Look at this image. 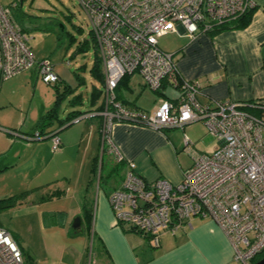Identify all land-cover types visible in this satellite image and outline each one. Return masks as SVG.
I'll use <instances>...</instances> for the list:
<instances>
[{"label":"built area","instance_id":"built-area-1","mask_svg":"<svg viewBox=\"0 0 264 264\" xmlns=\"http://www.w3.org/2000/svg\"><path fill=\"white\" fill-rule=\"evenodd\" d=\"M76 1L88 20L102 64L104 102L99 115L105 151L117 162L123 160L111 138L117 122L160 129L202 121L220 141L212 153L197 156L177 183L166 178L145 181L134 172L133 162L126 161L121 186L108 196L116 222L158 246L162 231L190 226L191 217H209L227 235L233 259L251 264L264 252V106L254 115L240 102L201 103L199 82L180 75L174 54L160 48L158 38L180 27L194 39L253 8L254 0ZM29 39L12 17L11 7L0 2V79L34 66L47 84L59 81L48 58L35 59ZM134 72L152 90L165 85L177 88L178 97L163 98L152 115L127 108L116 99L115 87L124 75ZM51 140V149L58 150L59 137L53 134ZM0 264H23L17 241L3 226Z\"/></svg>","mask_w":264,"mask_h":264},{"label":"crops","instance_id":"crops-1","mask_svg":"<svg viewBox=\"0 0 264 264\" xmlns=\"http://www.w3.org/2000/svg\"><path fill=\"white\" fill-rule=\"evenodd\" d=\"M254 2L251 19L245 27L201 33L194 39L189 38L180 27L169 33L178 38L177 43L168 46L169 52H172L176 58L180 75L185 79L199 82L200 93L197 98L201 103H207L211 99L231 100L244 103L246 110L254 115L260 114L261 107L264 106V0H254ZM23 71H29V77L36 75L38 78L37 68L34 66L20 72ZM101 72L103 75L102 64ZM130 75L126 84L117 89V95L125 105L136 107L147 115L154 113L156 106L163 98L174 100L179 95V90L175 87L173 88L177 91L176 95L164 94L167 87L165 85L159 91L150 88L158 95L157 98L150 99V101H141L137 96L128 98L123 94L122 89H131L128 84ZM100 82L101 90H99L103 105L104 76ZM97 102L98 100L93 105H98ZM76 103H81V101ZM94 109L95 107L87 109L88 112L63 128L53 125L46 128L45 131H56V135L60 139V146L56 151L51 149V136L28 141L8 135L4 132V128L7 127L0 125V172L21 162L23 154L19 152L20 148L31 150V155L32 152L36 154L34 159H31L30 155L26 164H35L34 166L38 167L45 161L44 167L47 168L53 157L54 159L65 157L70 154L69 148L76 146L74 157L69 158L73 161L67 162L75 175V180L73 174L67 172H60L59 175L51 176L52 178L46 180L59 181L60 178L64 181H76L74 184L73 182H71L72 184L66 183L65 188H57L62 193L51 198H70L75 203L74 207L65 210L63 208L40 210V215L43 217L42 228H48L47 233L50 235L51 232L54 234L53 230H61L65 237L59 233L57 239L53 236L46 244L33 246L28 244L23 236H17L8 229L21 251L30 252L31 254H29L34 258L36 264H86L85 245L88 236L91 235L98 253V259L94 264H231L232 261H235L233 248L227 235L209 217H191L189 218L190 226L183 225L175 232L162 231L159 234V244L155 246L145 235L127 225L118 224L108 201L110 192L122 184L127 170L126 161L133 162L134 172L145 181L166 178L177 183L182 179L184 170L192 165L197 156L212 153L220 141L214 147L205 146L203 152L195 151L194 154L188 156L186 151L191 140L188 138L187 131L194 132L192 126L198 121L186 123L183 127L166 126L160 129L147 125L117 122L111 129V138L123 156V160L117 162L113 154L103 151L102 118L99 112ZM58 113L59 108L56 117L60 119ZM199 122L203 124L202 121ZM24 124L25 120L20 118L12 125L20 127L19 131L24 134H31L34 124L30 129ZM71 124L78 126L79 129L69 131ZM202 129L196 134L198 139L209 134L204 124ZM61 130L63 131L61 132ZM106 153L108 162L110 160L111 163L109 166L113 167L118 163L117 170L120 169L122 174L119 175L118 182L111 188L98 187L94 206L92 209L90 208L91 222L87 227L83 220V201L86 200L88 203L86 197L89 186L87 185L91 178L94 157L98 154L101 155L103 168V156ZM86 161L90 163L84 167ZM89 166L90 168H88ZM83 171L85 175L80 180V174ZM70 190H72L71 193ZM50 200L35 201L34 205L45 204ZM55 211L64 213V217H61L63 226L55 221L47 224V221L44 220L45 213ZM76 216H80L82 219L83 232L72 236L68 233L69 224L71 226L72 217ZM0 226L3 225L0 223Z\"/></svg>","mask_w":264,"mask_h":264},{"label":"rangeland","instance_id":"rangeland-1","mask_svg":"<svg viewBox=\"0 0 264 264\" xmlns=\"http://www.w3.org/2000/svg\"><path fill=\"white\" fill-rule=\"evenodd\" d=\"M14 1L17 2L16 6L12 4ZM0 2L11 7L12 17L30 37L29 45L35 59L38 61L42 58H48L53 70L61 79L60 82L56 83L58 89L54 84L44 82L39 75H37L38 78L36 75L29 77V71H23L2 80L0 82V125L21 130L17 125H12L21 118L25 120L24 125L30 129L38 117L52 106L56 99V92L62 93L64 89L66 90V86L70 88V91L66 90L62 97L58 113L60 118H64L69 110L85 111L97 106V104L91 105L89 103L93 88L96 87L101 90V82L91 74L95 48L89 32L90 25L78 2L76 0H22L21 3L19 0H0ZM177 41V36L168 33L158 38V45L163 50L169 51L168 46L177 43ZM128 84L130 90L122 89L123 94L128 98L137 96L141 101H150V99L158 97L144 84L138 72L130 75ZM176 93L177 91L170 85L164 90V94L168 96L176 95ZM77 95L81 96V103L70 105L69 100ZM97 100L99 105L102 101L101 94ZM56 122L53 120L54 127H56ZM73 125L71 124L69 131L79 129L78 126ZM202 125L199 121L195 122L192 126L194 132L187 131L188 138L191 140L186 151L188 156L194 154L195 151L203 152L205 146L214 147L218 143V139L210 134H205L199 139L196 137V134L203 130ZM47 127L50 125L45 128ZM79 149L81 150L82 146ZM75 150L76 146L69 148L70 154L65 157L56 159L53 157L45 168V161L43 165L38 167H35V164H26L31 155V150L20 148L19 152L23 154L21 162L5 170L6 172H0L1 197L27 192L26 198L21 203L0 210V223L13 234L23 236L30 245H43L53 236L57 239L59 233L65 235L61 230H53L54 234L53 232L51 235L48 234V228H42L43 217L40 215V210L44 208H55L54 210L63 208L65 210L66 208H73L75 203L67 197L53 198L38 206H35L34 202L38 201L40 196L49 194L54 189L65 188L66 183L72 184L71 182H73L74 184L76 182L64 181L60 178L59 181H46L52 178L51 176L59 175L60 172L73 174L75 180V175L71 171L70 165L67 164L68 161H73L69 158L74 157ZM35 157L36 154L32 152L31 159ZM89 163L86 161L83 166L85 167ZM103 163V168H101V155L98 154L97 167L92 181H90L86 197L91 209L94 206L98 187L111 188L118 182L119 175L122 174L120 169L111 170L112 166H109L111 163L110 160L108 162L107 153L103 156ZM108 171L109 174H107ZM84 173L83 171L80 174V180L84 178ZM100 174H102L101 179ZM71 192L72 190H70ZM56 220L58 217L46 218L48 223ZM88 237L84 255L86 264H94L95 260L98 259V253L95 241L91 235ZM20 242L25 246L22 241ZM26 262L29 264V261ZM231 264L241 263L232 261Z\"/></svg>","mask_w":264,"mask_h":264},{"label":"trees","instance_id":"trees-1","mask_svg":"<svg viewBox=\"0 0 264 264\" xmlns=\"http://www.w3.org/2000/svg\"><path fill=\"white\" fill-rule=\"evenodd\" d=\"M19 2H20V0H19ZM253 10H254V7L249 9L248 11L244 12L243 14L239 15L238 17H236L234 19H230L224 23H221L217 26H214L213 29H211L208 32L212 33V32H217V31L224 30V29L245 27L251 19V15H252ZM18 25L20 26L21 30L23 32H25L24 28L20 24H18ZM91 40H92V42L94 44V48H95V56H94V61H93L92 67H91V74H93L96 78H98L99 81H102L103 75L101 72V61H100V58H99V55L97 52L95 42L92 39V36H91ZM128 76H129V74L124 75L119 80L117 86L115 87L116 99L118 101H120L121 103H123V100H121L118 97L117 89L120 88V86H122L123 84H126L125 82L127 81ZM1 80L2 79H0V82H1ZM58 82H60V81L52 83V84H54L56 89H58V87L56 85V83H58ZM66 90L70 91V88L66 86ZM66 90L64 89V91L62 93L56 92V94H57L56 99H55L52 107L49 108L45 113H43L42 115H40L38 117L36 123L33 126L31 134H24V133L20 132L19 129H17V128H8V129L4 128V132L7 133L8 135H12V136H15V132H16L18 134V136H16V137H19V138H22V139L28 140V141H33V140L35 141V140H39L41 137L46 138L48 136L50 137L52 134H56V131H51V130H50V132L45 131V130H47L45 128L46 126H49V125L52 126L53 125V120L57 121L56 127L63 128L65 126H68L74 119L78 118L82 114L89 111V110H85V111L71 110L67 113L66 117L60 118V119L57 118L56 113H57V110L60 106L62 97L64 96ZM157 91H159V89ZM98 97H100V90L95 87V88H93V90L91 92L90 104L91 105L95 104ZM80 101H81V96L77 95V96H74L71 100H69V103H70V105H74L76 102H80ZM102 106H103L102 103H100L99 105L95 106L94 110L99 112L102 109ZM125 106L129 109H132V110L141 111L140 109H138L136 107H131L128 105H125ZM47 128H49V127H47ZM103 151H105V149H103ZM97 159H98V156H95L94 161H93V165H92V169H91V178L88 181L87 186H89L90 181H92L93 175L95 173V169L97 167ZM118 167H119V164L117 163V164L113 165L112 170H117ZM101 168H102V166H101ZM100 173H101V169H100ZM101 177H102V174H100V179H101ZM61 193H62L61 190L55 189L52 192H50L49 194L40 196L38 201L50 200L52 197L59 196ZM26 196H27V192H22L19 194L10 195L8 197H0V210L7 209L9 207H12L14 205L21 203L24 200V198H26ZM49 217H53V218L58 217V220H56L55 222H57V224H59L60 226H63V223L61 222V220H62L61 217L62 218L64 217V213L62 211L47 212L44 214V220L45 221H46V218H49ZM83 220H84V224L86 226L88 225V223L90 224V222H91V210H90V207H89L88 203L86 202V200L83 201ZM47 224H48V222H47ZM53 224H55V223H53ZM68 231H69L68 233L72 236L78 235L79 233H81V232H78V231L72 229L70 224H69V230ZM22 255H23V264H26L27 263L26 261H29L28 262L29 264H36V261L34 260V258L32 256H30L29 253L23 251ZM260 256L264 257V252L255 256L253 258L251 264H255L258 261V259L260 258Z\"/></svg>","mask_w":264,"mask_h":264},{"label":"water","instance_id":"water-1","mask_svg":"<svg viewBox=\"0 0 264 264\" xmlns=\"http://www.w3.org/2000/svg\"><path fill=\"white\" fill-rule=\"evenodd\" d=\"M21 1L22 0H20V2ZM71 227L73 229H75L76 231H78V232H82V220H81V217L80 216H76V217L73 218V220L71 222ZM255 264H264V258H261Z\"/></svg>","mask_w":264,"mask_h":264},{"label":"flooded vegetation","instance_id":"flooded-vegetation-1","mask_svg":"<svg viewBox=\"0 0 264 264\" xmlns=\"http://www.w3.org/2000/svg\"><path fill=\"white\" fill-rule=\"evenodd\" d=\"M261 258H264V257H261V256H260V258H259L258 260H260Z\"/></svg>","mask_w":264,"mask_h":264}]
</instances>
